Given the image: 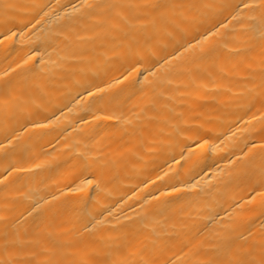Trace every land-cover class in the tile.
Returning a JSON list of instances; mask_svg holds the SVG:
<instances>
[{
	"label": "bare ground",
	"instance_id": "6f19581e",
	"mask_svg": "<svg viewBox=\"0 0 264 264\" xmlns=\"http://www.w3.org/2000/svg\"><path fill=\"white\" fill-rule=\"evenodd\" d=\"M0 264H264V0H0Z\"/></svg>",
	"mask_w": 264,
	"mask_h": 264
}]
</instances>
